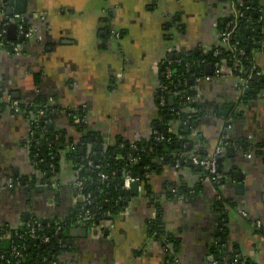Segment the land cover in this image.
Segmentation results:
<instances>
[{
  "label": "crops",
  "instance_id": "obj_1",
  "mask_svg": "<svg viewBox=\"0 0 264 264\" xmlns=\"http://www.w3.org/2000/svg\"><path fill=\"white\" fill-rule=\"evenodd\" d=\"M15 8L0 0V32ZM259 13L262 37L255 42L263 47L264 13ZM24 15L36 34L19 52L0 55V87L12 99L48 101L60 162L48 180L32 157L35 116L10 107L0 115V232L30 219L72 222L83 198L68 157L67 145L80 139L70 112L85 110L88 131L99 143L120 140L135 150L134 144L148 142L163 108L164 60L199 57L218 47L231 10L226 0H27ZM13 29L9 26L7 37L15 41ZM256 45L255 65L264 77V51ZM210 65L191 66V125L173 121L171 128L185 129L180 137L193 154L211 157L231 121L224 139L230 143L220 157L221 187L191 164L174 161L147 173L135 190L131 183L122 187L126 192L120 191L118 208L104 223L65 227L59 264H227L234 250L264 264V88L245 93L249 83L225 72L217 76ZM177 104V96H170L169 105ZM252 142L259 152L249 157L244 145ZM177 187L188 191L176 194ZM157 212L165 233L175 237L169 254L168 240L149 230ZM217 252H224L225 261Z\"/></svg>",
  "mask_w": 264,
  "mask_h": 264
},
{
  "label": "trees",
  "instance_id": "obj_2",
  "mask_svg": "<svg viewBox=\"0 0 264 264\" xmlns=\"http://www.w3.org/2000/svg\"><path fill=\"white\" fill-rule=\"evenodd\" d=\"M243 2L244 18L240 20L237 32L235 33V39H232V43L238 42L235 52L220 43L218 47L199 57H196L194 54H191V56H182L179 59L181 63H176L172 67L173 72L176 74L174 78L175 85L170 86L167 84V90L164 94L166 106L162 108L160 119L155 126V131L159 136L164 138L162 142L156 141V136L154 135L146 143L134 144L135 150L133 145L123 143L120 140H115L108 144H105L103 141L99 143L88 131L87 124H75L80 139L79 141L71 140V143L67 145V148L71 147L68 157L76 165L77 181H84L83 190L80 192V195L83 199L90 196V204H86L82 200L72 217V222L69 220L64 223L45 224L30 219L21 228H6L3 232H0V238L4 234H12L11 240L0 239V264H15L16 260H19L20 264H59L58 256L65 249L64 237L62 235L65 227L67 228L69 224L73 223H82L87 228H91L104 223L107 220L108 214L115 213V210L118 208L116 207V202L123 187L122 184L128 176L135 174L139 182H145L147 173L156 172L160 168H164L172 162L174 163L175 160L172 157H174V154L179 153L185 154V157H179V163L181 165H190L189 161H187L188 156L195 154L192 153L189 144L180 137V134H184L185 129L174 131L171 128V124L173 121H178L182 126H187L192 120H190L189 116L194 115L190 110L195 105L193 102L185 101V97L190 96L194 98V88L191 83L193 74L191 72L192 65H196L203 59L206 60L204 64L219 62L227 69H231L235 76L243 79H247L252 74L253 77L250 82L254 84L255 91H260L264 88V77H257L255 70H253L255 60L252 52L256 45L255 41L259 42L260 37H262L261 31L263 25L258 23L259 18L255 16L256 12L260 15L259 11L262 9L260 5L262 0H243ZM232 20V17H230L223 29ZM29 26L31 25L26 17L25 27L28 28ZM15 41L17 42L18 39ZM19 41L22 42V38ZM237 50H243L244 55H236ZM216 51L218 55L215 57L214 53ZM3 53H12V51L7 49ZM234 56H236L235 59L238 61L233 58ZM240 68L243 73H240ZM166 82V79H164L163 84L166 85ZM8 95L10 97L12 96L0 87V115L10 107L12 98ZM173 95L177 96L178 104L171 107L169 105V97ZM8 98H10V101ZM19 102L20 114L28 117L32 114L35 116L33 120V142L31 146L32 157L35 162L41 165V168L47 170V179L52 180L54 179L60 162V149L54 139V133L48 124L52 107L42 97H36L32 102L19 99ZM40 110H45L46 114L38 118V112ZM78 114L82 116L86 115L82 109H78ZM232 120H235V117H232ZM222 136V147L224 148L230 141L224 140V137L227 136L226 132ZM244 150L248 153H256L259 152V146L252 142L251 144H245ZM182 160L184 163H182ZM90 162L92 165H89ZM50 164L54 165V172L50 168H46ZM100 173L107 174L109 180L103 182L100 178ZM218 175L221 178L220 183L216 185L217 188L221 187L223 180H225L221 165H219ZM175 190L176 194L180 192L186 193L188 191L178 187ZM87 211H89L93 220L86 218ZM30 223L36 229V235L38 236L36 239L30 235L32 228L28 226ZM36 224H40L41 230H38ZM162 225L159 212H157L156 218L149 222V230L157 238L163 239V241L168 240V243L165 244V249L169 254L171 252V244L175 243V237L165 233ZM227 236V231L224 230L222 232V238L227 240ZM44 237L50 239L46 244L43 243ZM12 246L18 248L19 256L17 259L9 256ZM230 251L231 249H228L227 254ZM223 253L221 252L219 255L221 260L225 261V255ZM236 255L235 250L231 252V255H226L229 257H226L228 258L227 264H254L242 256H240L237 263H234ZM8 260L10 261L8 262Z\"/></svg>",
  "mask_w": 264,
  "mask_h": 264
},
{
  "label": "built area",
  "instance_id": "obj_3",
  "mask_svg": "<svg viewBox=\"0 0 264 264\" xmlns=\"http://www.w3.org/2000/svg\"><path fill=\"white\" fill-rule=\"evenodd\" d=\"M226 1L230 4L231 17L233 20L230 23H228V25L226 26L225 29L222 30V32L220 33V39H221V43L224 46H226L229 50L235 52L236 47L238 45V42L232 43V39H235V33L237 32L240 20L244 18V2H243V0H226ZM261 11H262V13H264V7H262ZM25 25H26V16L25 15L14 14L7 19V22L4 24V26L2 27V30L0 32V55L4 51H6L7 49L11 50L12 52H19L25 42L30 41L35 37V34H36L35 28H33L32 26H29L28 28H26ZM9 26H12L17 30V33H18V36H17L18 41L17 42L8 39L7 34H8ZM117 36L119 37V34H117ZM21 38L23 40L22 42L19 41V39H21ZM217 55H218V52L216 51L214 53V56L216 57ZM236 55L243 56L244 51L243 50H239V51L237 50ZM235 57L236 56H234L233 58L235 59ZM235 60L238 61L237 59H235ZM200 62L205 63L206 60L203 59ZM176 63L180 64L181 61L180 60H173V61L164 60L165 79L167 81L166 85L165 84L162 85V89H163L164 94L167 90V84H169L170 86L175 85L174 78L176 77V74L173 72L172 67ZM212 65L214 67L215 74L217 76L223 74V72H225L228 76L234 74L231 69H227L226 67H224L219 62H216ZM187 66H189V65H187ZM239 70H240V73H243L241 68ZM253 70H255V74L257 77L262 76V73L260 72V70L257 69L256 65L253 67ZM252 77H253V75L250 74L247 77V79H243L241 77H239V78L242 81V85L247 86V84L250 83V80L252 79ZM10 98H8L9 101H10ZM185 101L186 102H193L194 99H193V97L189 96V97H185ZM162 105H163V107L166 106V102H165L164 97L162 99ZM10 109L14 110L16 113H19L20 112L19 100L12 99V101L10 103ZM77 111L78 110L70 112V117L73 119L74 123L75 124H86L87 123L86 115L85 116H82L79 114L77 115ZM82 111H83V113L85 112V110H82ZM45 114H46L45 110H40L38 112V118L45 116ZM230 128H231V121L227 120L223 133H225V132L228 133ZM154 134L156 136V141L162 142L164 140V138L162 136H159L157 132H155ZM224 138H226V136ZM222 139H223V136H222ZM223 150H224V148L222 146H218L216 151L214 152V154L211 157H201L198 155H190V156H188V160L187 159L186 160L189 161V163L191 165L203 169L205 171V174H207L208 178L212 182H214V184L218 185L220 183V176L218 175V171H219L218 160L221 157ZM248 156L251 157V154L248 153ZM179 157H185V154H180V153L174 154V158H175L176 163L180 162ZM89 165H92V163L90 162ZM49 168L52 170V172H54L55 167L53 164H50ZM100 178L103 182L109 180V176L105 173H100ZM133 181L139 182V179H131L130 176H128L124 181V185L129 184ZM49 183H51L53 186H55V182L49 181ZM83 185H84L83 180H78L76 182V188L78 189L79 193L83 190ZM12 187H13V185L9 186V188H12ZM173 191L176 192V190H173ZM83 200L86 202V204H90V196L85 197ZM86 218H88L89 220H93V217L90 215L89 211H87ZM28 226L32 227V223L28 224ZM36 227H38V230H41L40 224H36ZM30 235L34 239L38 238V236L36 235V229L34 227L31 228ZM11 238H12V234H7L5 237H3V240H11ZM49 240L50 239L48 237H44L43 243L46 244L49 242ZM0 248H1V246H0ZM9 256L14 257L15 259L18 258L19 251H18V248L16 246L11 247V252H10ZM239 259H240V256H236L234 259V263H237L239 261ZM9 261L10 260H8V262ZM15 264H20V261L16 260Z\"/></svg>",
  "mask_w": 264,
  "mask_h": 264
},
{
  "label": "water",
  "instance_id": "obj_4",
  "mask_svg": "<svg viewBox=\"0 0 264 264\" xmlns=\"http://www.w3.org/2000/svg\"><path fill=\"white\" fill-rule=\"evenodd\" d=\"M9 2H10V5H11V6H15V7H16V8H15V9H16V14H20V15H24V14H26V12H27V0H9ZM260 5H261V7H264V0L261 2ZM12 14H14V12L11 10V12L9 13V16H11ZM13 30H15V28H14ZM15 31H16V30H15ZM14 33H15V32H14ZM9 37H10V38H14V36H13L12 33L9 34ZM256 47H257V48H262L263 51H264V46L261 47L259 44H257ZM208 69H209V70L211 69V71H212V70H213V66L210 65V66L208 67ZM194 70H195V67L192 68V71H194ZM192 83L194 84L193 81H192ZM253 87H254V84H253L252 82H250V83L248 84V86H247L248 89L245 90V93L250 92V91H251L250 89L253 88ZM249 88H250V89H249ZM13 97H14L15 100H19V99L21 98V96H18V95H14ZM190 125H191V123H188L187 126H190ZM186 133H188V131H187ZM175 163H176V162H175ZM182 163H184L183 160H182ZM218 163H219V165H222V158H219ZM46 168H48V166H47ZM130 178H131V179H136V175H135V174H132V175L130 176ZM138 185H139V182H138V181H133V182H131V189H132V190H135V188H138ZM122 186H124V183L122 184ZM125 192H126V190H125L124 188H122V189H121V195L123 196V195L125 194ZM67 243H70V241H68Z\"/></svg>",
  "mask_w": 264,
  "mask_h": 264
}]
</instances>
